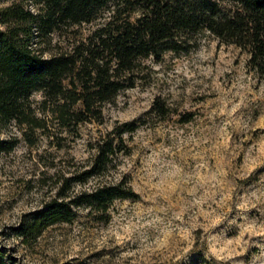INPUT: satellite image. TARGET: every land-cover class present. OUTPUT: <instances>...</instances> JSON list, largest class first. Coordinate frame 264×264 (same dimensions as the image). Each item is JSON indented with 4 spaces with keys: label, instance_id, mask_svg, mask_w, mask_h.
Returning a JSON list of instances; mask_svg holds the SVG:
<instances>
[{
    "label": "rangeland",
    "instance_id": "1",
    "mask_svg": "<svg viewBox=\"0 0 264 264\" xmlns=\"http://www.w3.org/2000/svg\"><path fill=\"white\" fill-rule=\"evenodd\" d=\"M24 0H0V12ZM101 21L33 39L45 57L66 52ZM249 56L210 35L186 54L145 60L135 87L104 108L101 122L45 130L0 126L17 140L0 153V259L5 264H264V78ZM157 100L165 117L153 112ZM195 113L187 124L180 117ZM137 129L128 132L127 125ZM27 132V135H25ZM123 140L116 168L99 182L124 183L135 199L115 200L108 222L89 209L46 229L29 244L16 228L55 194V183L89 168L95 146ZM95 216V215H94Z\"/></svg>",
    "mask_w": 264,
    "mask_h": 264
},
{
    "label": "trees",
    "instance_id": "2",
    "mask_svg": "<svg viewBox=\"0 0 264 264\" xmlns=\"http://www.w3.org/2000/svg\"><path fill=\"white\" fill-rule=\"evenodd\" d=\"M24 1L35 11L15 2L0 12V126L47 129L48 120L31 102L36 92L43 96L39 111L51 113L62 128L101 122L105 106L135 87L145 60L160 62L169 53H189L206 35L246 52L251 70L264 78V0ZM97 21L101 22L89 36L49 58L33 39V29L37 38H49ZM152 110L161 117L168 112L160 100ZM195 116L184 114L180 123H190ZM126 127L128 132L137 129L136 124ZM16 145L17 140L0 139V153L11 152ZM123 147V140L111 134L102 137L89 168L57 181L51 199L16 228L23 243L50 227L72 223L82 209H89L96 221L108 222L115 200L135 199L124 183L104 181L73 190L74 185L83 187L107 176L116 168ZM0 264L5 263L0 259Z\"/></svg>",
    "mask_w": 264,
    "mask_h": 264
}]
</instances>
